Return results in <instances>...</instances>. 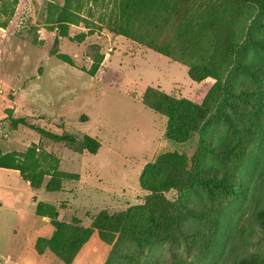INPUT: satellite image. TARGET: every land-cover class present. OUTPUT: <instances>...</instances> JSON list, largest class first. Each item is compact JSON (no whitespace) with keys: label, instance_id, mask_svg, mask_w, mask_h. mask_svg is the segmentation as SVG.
<instances>
[{"label":"trees","instance_id":"1","mask_svg":"<svg viewBox=\"0 0 264 264\" xmlns=\"http://www.w3.org/2000/svg\"><path fill=\"white\" fill-rule=\"evenodd\" d=\"M6 1L0 0L2 28L15 12ZM72 4L65 0L50 9L58 43L81 20ZM108 18L102 20L110 33L183 65L192 81L211 88L199 104L148 87L140 101L167 119L165 138L177 149L159 153L144 168V202L102 211L90 226L76 218L68 222L63 209L39 202L35 215L47 218L54 232L36 240V254L73 264L97 233L111 247L104 264H264V252L248 249L257 230L264 235V0H115ZM53 54L74 66L70 57ZM104 59L97 53L87 73L94 77ZM194 138L192 157L178 150ZM83 148L96 155L101 143L85 136ZM39 152L33 146L25 154L5 153L0 146V169L19 172L34 190L49 177L50 193L80 181Z\"/></svg>","mask_w":264,"mask_h":264},{"label":"rangeland","instance_id":"2","mask_svg":"<svg viewBox=\"0 0 264 264\" xmlns=\"http://www.w3.org/2000/svg\"><path fill=\"white\" fill-rule=\"evenodd\" d=\"M64 4L65 0L6 1L15 12L9 20L1 17L8 22L0 27V146L5 153L21 154L36 146L58 159L62 171L81 178L50 193L49 177L34 190L17 171L0 169V264H36L31 259L34 241L53 233L35 215L39 202L63 209L64 220L76 218L85 226L102 211L113 214L142 204L147 195L140 187L144 168L159 153L177 148L165 138L167 119L144 106L140 96L154 87L200 104L211 88L210 83L192 81L183 65L110 33L103 20L115 0H73L81 20L70 25V37L58 43L50 9ZM81 35L83 42L77 40ZM54 52L70 57L74 66ZM97 53L105 59L92 77L87 70ZM38 129L72 137L73 142L56 141ZM85 136L101 143L96 155L83 148ZM196 147L194 138L178 150L192 157ZM241 227L249 233L246 221ZM248 247L264 252V235L257 230ZM110 250L94 233L73 264H104ZM43 256L38 263L63 264L51 254Z\"/></svg>","mask_w":264,"mask_h":264},{"label":"crops","instance_id":"3","mask_svg":"<svg viewBox=\"0 0 264 264\" xmlns=\"http://www.w3.org/2000/svg\"><path fill=\"white\" fill-rule=\"evenodd\" d=\"M4 170H6V169H4ZM18 173H19V172H18ZM27 183L29 184V182H27ZM29 185H30V184H29ZM43 222H44L45 224H49L47 218L43 219ZM49 225H50V224H49ZM50 226H51V225H50ZM51 227H52V226H51ZM53 232H54V229H53ZM52 234H53V233H52ZM52 234H51V235H52ZM49 237H50V236H49ZM38 238H39V237H38ZM38 238H37V239H38ZM37 239H36V240H37ZM36 240L34 241V245H35ZM86 245H87V244H86ZM86 245H85V246H86ZM85 246H84V247H85ZM82 250H83V249H82ZM82 250H81V251H82ZM33 251H34V254H35V255H34V258L31 257V259H34L36 264H37L39 261H41V262L44 261L45 256H39V255L36 254L35 250H33ZM80 253H81V252H80ZM80 253H79V254H80ZM48 256H49V255H48ZM77 257H78V256H77ZM76 259H77V258H76ZM9 263H10V264H23V262H19L18 260H17V261H16V260H9V262H7V261L5 262V264H9ZM38 264H41V263H38Z\"/></svg>","mask_w":264,"mask_h":264}]
</instances>
